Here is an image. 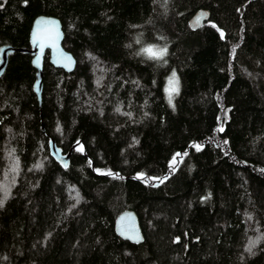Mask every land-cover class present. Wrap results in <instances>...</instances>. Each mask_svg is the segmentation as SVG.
I'll return each mask as SVG.
<instances>
[{"label":"trees","instance_id":"trees-1","mask_svg":"<svg viewBox=\"0 0 264 264\" xmlns=\"http://www.w3.org/2000/svg\"><path fill=\"white\" fill-rule=\"evenodd\" d=\"M198 9L210 17L192 29ZM40 14L76 65L46 52L39 103L32 55L8 54L0 264H264V0H0V46L29 48ZM124 210L142 242L117 235Z\"/></svg>","mask_w":264,"mask_h":264},{"label":"water","instance_id":"water-1","mask_svg":"<svg viewBox=\"0 0 264 264\" xmlns=\"http://www.w3.org/2000/svg\"><path fill=\"white\" fill-rule=\"evenodd\" d=\"M210 17L207 9H198L188 20L192 29L202 26ZM64 30L58 17L52 15L40 14L32 22L29 41V48H16L12 45L0 46V75L3 73L9 53L14 51H24L32 55L31 63L35 68V80L33 90L37 95L39 103L41 102V92L43 83V58L48 51L50 64L55 68H61L65 72H71L75 68L76 58L63 46ZM50 154L63 167L69 163L71 149L63 153L54 139L48 141ZM114 228L122 239L131 243H140L143 241V235L137 215L132 210L120 212L114 221Z\"/></svg>","mask_w":264,"mask_h":264},{"label":"snow or ice","instance_id":"snow-or-ice-1","mask_svg":"<svg viewBox=\"0 0 264 264\" xmlns=\"http://www.w3.org/2000/svg\"><path fill=\"white\" fill-rule=\"evenodd\" d=\"M213 27H216L215 25H212ZM220 36H221V39L224 38V33L221 31L220 32ZM144 53H147L149 58L151 59H162L166 54H167V49L166 48H160V49H154L153 46H149L147 48H144L142 50ZM235 51V49H233V52ZM172 77L173 79L169 81L170 85H175V84H178V81L175 80V77H176V74L175 72L172 73ZM99 83V81H98ZM178 92V87L176 86H172L170 89H169V103L172 102V94L173 93H176ZM118 112L120 111L119 108L116 109ZM126 115H131L130 113H126ZM59 131V129H57ZM219 131H223V128H220ZM225 143H227V141H225ZM194 147H196L197 150L200 149V146L199 145H194ZM83 146H81L80 150H82ZM177 156L181 155L180 153H177L176 154ZM184 155H187V153H185ZM176 163V158L173 157V160H172V165L174 166ZM34 167L36 168H41L43 167L42 164H37L35 165ZM17 168H18V161L16 162V164L12 167L11 171L15 172L17 171ZM102 174H108V175H112L111 172L109 173H102ZM164 179H167V177H165ZM163 182V181H161ZM0 191H2L4 193L3 195V198H0V207H3L4 206V203L5 201L8 199V196L10 194L9 192V189L7 188L6 185H0ZM79 202V201H77ZM255 241H249V247L246 249L247 251H251L252 247L255 245Z\"/></svg>","mask_w":264,"mask_h":264},{"label":"rangeland","instance_id":"rangeland-1","mask_svg":"<svg viewBox=\"0 0 264 264\" xmlns=\"http://www.w3.org/2000/svg\"><path fill=\"white\" fill-rule=\"evenodd\" d=\"M175 78L177 79V75H176ZM172 79H173V77H172V74H171V77L168 79V84H167V86H166V89H167V91H166V97H167V100H168V101H169V89H170L172 86H176V87H178L177 84H175V85H170L169 81L172 80ZM176 79H175V80H176ZM176 93H177V92H176ZM176 93H173V94H172V98H173L174 94H176Z\"/></svg>","mask_w":264,"mask_h":264},{"label":"flooded vegetation","instance_id":"flooded-vegetation-1","mask_svg":"<svg viewBox=\"0 0 264 264\" xmlns=\"http://www.w3.org/2000/svg\"><path fill=\"white\" fill-rule=\"evenodd\" d=\"M46 54V53H45ZM47 54H48V51H47Z\"/></svg>","mask_w":264,"mask_h":264}]
</instances>
